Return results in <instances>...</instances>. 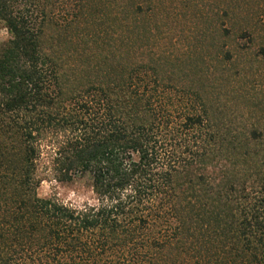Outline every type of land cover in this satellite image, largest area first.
Masks as SVG:
<instances>
[{
	"label": "trees",
	"instance_id": "trees-1",
	"mask_svg": "<svg viewBox=\"0 0 264 264\" xmlns=\"http://www.w3.org/2000/svg\"><path fill=\"white\" fill-rule=\"evenodd\" d=\"M115 1L0 0V264H264L263 125L181 87ZM43 151L94 204L38 196Z\"/></svg>",
	"mask_w": 264,
	"mask_h": 264
},
{
	"label": "rangeland",
	"instance_id": "rangeland-1",
	"mask_svg": "<svg viewBox=\"0 0 264 264\" xmlns=\"http://www.w3.org/2000/svg\"><path fill=\"white\" fill-rule=\"evenodd\" d=\"M110 2L108 5L113 6ZM115 2L142 3L146 22L158 35L163 53L182 57L178 67L186 76L178 80L181 87L203 90L217 117L234 123L237 131L240 125L258 123L264 129V57L260 54L264 47V0ZM7 39V32L0 28V42ZM226 52L231 57L229 62ZM46 152L39 170L43 180L38 196L74 208L94 204L87 182L75 179L61 183L54 179L47 169Z\"/></svg>",
	"mask_w": 264,
	"mask_h": 264
}]
</instances>
